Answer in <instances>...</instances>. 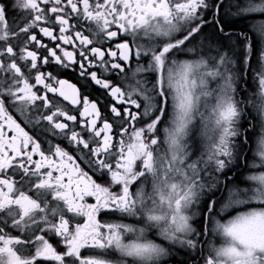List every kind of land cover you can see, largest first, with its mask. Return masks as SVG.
<instances>
[{
  "label": "snow or ice",
  "instance_id": "1",
  "mask_svg": "<svg viewBox=\"0 0 264 264\" xmlns=\"http://www.w3.org/2000/svg\"><path fill=\"white\" fill-rule=\"evenodd\" d=\"M0 264H264V0H0Z\"/></svg>",
  "mask_w": 264,
  "mask_h": 264
}]
</instances>
